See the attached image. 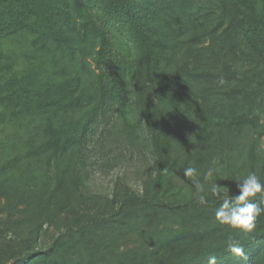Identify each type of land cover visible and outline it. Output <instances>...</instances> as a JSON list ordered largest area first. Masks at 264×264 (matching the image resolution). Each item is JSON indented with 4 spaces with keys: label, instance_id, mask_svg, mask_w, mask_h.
Listing matches in <instances>:
<instances>
[{
    "label": "trees",
    "instance_id": "trees-1",
    "mask_svg": "<svg viewBox=\"0 0 264 264\" xmlns=\"http://www.w3.org/2000/svg\"><path fill=\"white\" fill-rule=\"evenodd\" d=\"M215 3L0 0V42L17 38L22 50L0 48V129L7 142L0 174L12 183L16 176L14 199L32 211L23 249L18 222L11 213L3 218L0 264H208L210 255L217 264H264V212L253 232L241 233L218 224V201L205 192L208 203L200 205L194 187L196 180L209 187L203 176L210 167L218 169L217 183H225L229 195L237 191L234 180L249 172L264 184L258 150L264 136V0ZM123 38L134 60L119 55ZM244 60L252 62L243 71ZM127 83L137 118L122 125L132 135L144 128L154 165L143 192L123 180L115 210L85 219L81 203L98 199L88 182L90 154L100 140L95 133L105 124L103 136L120 113ZM189 119L197 126L179 137ZM189 166L196 177L183 176ZM185 189L188 195L181 194ZM7 202L11 209L9 196ZM62 214L74 215L76 223L40 249L44 222ZM172 219L176 223L157 242L142 240L122 253L103 252L95 238L109 233L112 248L118 232L150 222L167 226ZM229 237L241 241L247 261L227 250Z\"/></svg>",
    "mask_w": 264,
    "mask_h": 264
},
{
    "label": "rangeland",
    "instance_id": "rangeland-1",
    "mask_svg": "<svg viewBox=\"0 0 264 264\" xmlns=\"http://www.w3.org/2000/svg\"><path fill=\"white\" fill-rule=\"evenodd\" d=\"M204 1L207 3L209 2V7L216 8L217 6V3H215L216 0ZM195 7L197 6L195 5ZM16 40L17 38H12L10 40L3 38L2 42H0V48L12 52H15V50L22 51L20 49V44L16 42ZM120 43L122 44V50L119 55H126L128 59L134 60L135 54L130 48L131 45L128 43L127 39L123 38ZM251 62L252 61L247 62L244 60L240 63L243 71L248 69ZM93 66H95V62H93ZM97 71L99 72V69L96 68V72ZM124 79H126V82L130 81L129 77L128 79L126 78V75H124ZM125 89L126 90L123 95L127 97V101L123 105V108H121L120 113H115L113 116L111 115V123L107 126L106 133L103 134V136H101V134L105 124L100 125L95 133V138L99 136L100 140L98 144L96 143L97 146L94 149L92 148V153L90 154L89 166L91 167L88 169V182L92 193L95 194L98 199H85L84 202L81 203L83 209L82 213L87 215L85 216V219L90 218L99 211L101 213H110L115 210V195L117 191L121 192L120 186L123 185V180L130 183V185L140 192H143L146 177L154 165L152 147L146 132H144V128L143 130L141 128L137 129L135 132L136 134L132 135L131 132H127L122 125L125 121L134 124L137 118L135 105L132 103L130 98V95H133V88H131V85L127 83ZM123 118H125L124 121ZM196 122L197 121L193 119L187 120L184 124H182V126L184 125L183 128H178L177 135L179 137L187 134L189 135V132H192V128L197 126ZM113 123L114 125L111 127ZM3 128L0 129V168L3 165L1 162L6 161L7 158V155L4 153V144L7 143L6 138L3 137L1 140ZM110 128L111 130L108 132V129ZM6 130L10 131L8 127ZM258 150L260 155L259 158H264V136L261 138ZM244 154L245 152L243 155ZM241 156L242 155L240 154L239 157L241 158ZM242 157L245 158V156ZM237 160L238 159H236V161ZM150 161L152 163H150ZM240 161L238 164H241ZM10 169L14 170L13 167ZM5 177L6 175L0 174V230L4 229L5 226L3 218L6 217L7 214L11 213V215H13L12 220L18 222L15 224L19 225L20 229L18 232L22 240L23 249L28 243L25 241L29 226L27 218H29L28 216L32 211L30 206L14 199L15 195L12 189L16 186L14 184L16 176H13L14 183H12V179H5ZM221 185H224V188H226L225 183H221ZM42 189L43 187H39V190ZM181 192V194L188 195V191H186V189ZM8 196L11 199V209H6L4 207V205L8 203ZM75 223L74 215L66 214H62L60 217L58 215L50 220H46L39 232V248L42 250L48 249L49 245L58 238L60 232L67 231ZM170 223L167 226L164 223L159 222L142 223L134 231L131 229L130 231L127 230L126 234L118 232L116 233L117 235L114 236L116 245H112V248L111 239L113 238L108 236L109 233H107L103 238L101 236H96L95 238L102 242L101 248L103 252L107 251L115 253V251H120L122 253L128 249L140 247V245H142V240L144 242L154 244L158 240L156 238L160 237L162 233L167 234V231L170 230L169 225L176 222L172 219ZM98 231L99 234L100 232L103 233V227L99 228ZM19 244L21 246V242H19ZM108 246H110V249L107 248ZM112 254L113 253H108L106 256H112ZM29 261V259H27V261L24 260L22 264H28ZM8 263H10V261Z\"/></svg>",
    "mask_w": 264,
    "mask_h": 264
},
{
    "label": "clouds",
    "instance_id": "clouds-1",
    "mask_svg": "<svg viewBox=\"0 0 264 264\" xmlns=\"http://www.w3.org/2000/svg\"><path fill=\"white\" fill-rule=\"evenodd\" d=\"M150 163H152L150 161ZM216 161H213L215 164ZM218 169L210 167L204 173L203 181L210 182L209 187L206 189L204 183L200 180L195 182V191L198 194L197 199L200 205H207V196L202 194L210 192L211 196L215 197L218 201V206L214 210V220L220 225H226L230 229L239 230L241 233H251L256 228L257 217L264 212V184L260 182L257 174L249 172L242 178L235 179L236 193L229 195V190L221 187L217 183ZM183 176L193 178L197 176V170L194 167H186L183 169ZM259 194V196H258ZM257 198L259 203L256 202ZM228 251L240 257L242 260L247 261L248 256L239 239L229 237L226 242ZM208 264H217V257L210 255Z\"/></svg>",
    "mask_w": 264,
    "mask_h": 264
}]
</instances>
